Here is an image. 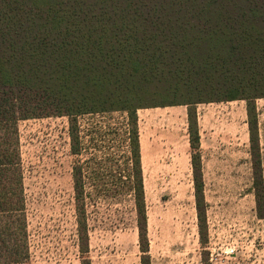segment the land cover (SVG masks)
Listing matches in <instances>:
<instances>
[{
    "label": "trees",
    "instance_id": "1",
    "mask_svg": "<svg viewBox=\"0 0 264 264\" xmlns=\"http://www.w3.org/2000/svg\"><path fill=\"white\" fill-rule=\"evenodd\" d=\"M264 97V0H0V264H30L19 121L125 111L141 264H151L138 110L188 106L200 239L208 242L197 103L246 100L253 189L264 217L257 98ZM82 264L89 224L83 168H73ZM207 261V259L205 258ZM206 264H209L208 262Z\"/></svg>",
    "mask_w": 264,
    "mask_h": 264
},
{
    "label": "rangeland",
    "instance_id": "2",
    "mask_svg": "<svg viewBox=\"0 0 264 264\" xmlns=\"http://www.w3.org/2000/svg\"><path fill=\"white\" fill-rule=\"evenodd\" d=\"M264 178V97L257 98ZM188 106L138 110L151 264H264V217L253 189L246 100L197 103L208 203V242L200 239ZM81 153L71 150L69 117L19 121L30 264H82L73 168L86 184L91 264H141L129 189L128 114L78 116ZM207 259V261L205 260Z\"/></svg>",
    "mask_w": 264,
    "mask_h": 264
}]
</instances>
